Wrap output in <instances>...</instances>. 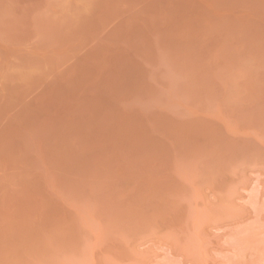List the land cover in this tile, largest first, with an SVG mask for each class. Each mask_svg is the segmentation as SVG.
Wrapping results in <instances>:
<instances>
[{
  "label": "rangeland",
  "instance_id": "rangeland-1",
  "mask_svg": "<svg viewBox=\"0 0 264 264\" xmlns=\"http://www.w3.org/2000/svg\"><path fill=\"white\" fill-rule=\"evenodd\" d=\"M185 3L145 87L35 121L0 264H264V0Z\"/></svg>",
  "mask_w": 264,
  "mask_h": 264
},
{
  "label": "crops",
  "instance_id": "crops-1",
  "mask_svg": "<svg viewBox=\"0 0 264 264\" xmlns=\"http://www.w3.org/2000/svg\"><path fill=\"white\" fill-rule=\"evenodd\" d=\"M185 2L20 1V15L0 37V184L7 193L20 191L35 121L55 119L58 104L119 102L104 98L119 97L124 78L144 79L131 86L145 87L162 70L154 57L180 54L163 33L170 9Z\"/></svg>",
  "mask_w": 264,
  "mask_h": 264
}]
</instances>
